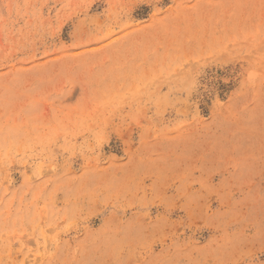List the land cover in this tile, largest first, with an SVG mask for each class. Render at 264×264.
<instances>
[{"label": "rangeland", "instance_id": "rangeland-1", "mask_svg": "<svg viewBox=\"0 0 264 264\" xmlns=\"http://www.w3.org/2000/svg\"><path fill=\"white\" fill-rule=\"evenodd\" d=\"M0 264H264V0H0Z\"/></svg>", "mask_w": 264, "mask_h": 264}]
</instances>
